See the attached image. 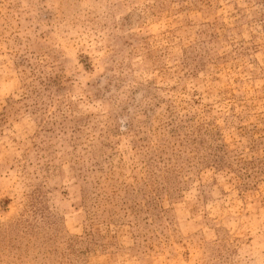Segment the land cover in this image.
<instances>
[{"label":"rangeland","instance_id":"obj_1","mask_svg":"<svg viewBox=\"0 0 264 264\" xmlns=\"http://www.w3.org/2000/svg\"><path fill=\"white\" fill-rule=\"evenodd\" d=\"M0 264H264V0H0Z\"/></svg>","mask_w":264,"mask_h":264}]
</instances>
